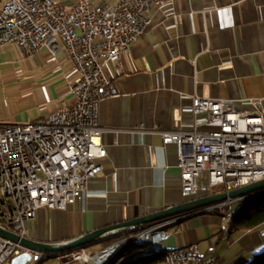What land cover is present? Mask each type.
Masks as SVG:
<instances>
[{
	"label": "crops",
	"instance_id": "0c3cea01",
	"mask_svg": "<svg viewBox=\"0 0 264 264\" xmlns=\"http://www.w3.org/2000/svg\"><path fill=\"white\" fill-rule=\"evenodd\" d=\"M148 17L119 69L104 68L111 84L100 108L108 152L102 173L67 210H42L28 225L29 238L59 243L192 201L181 194L180 147L164 146V133L220 126L184 111L193 97L233 100L239 110L252 108L251 99L264 104V0H168ZM72 74L64 46L56 57L43 49L23 59L16 46L1 45L0 126L34 122L70 105ZM223 215L186 213L148 226L174 231L158 247L162 254L197 243L216 264H247L264 249V224L229 234ZM90 247L103 249L84 250Z\"/></svg>",
	"mask_w": 264,
	"mask_h": 264
},
{
	"label": "built area",
	"instance_id": "2783aa9c",
	"mask_svg": "<svg viewBox=\"0 0 264 264\" xmlns=\"http://www.w3.org/2000/svg\"><path fill=\"white\" fill-rule=\"evenodd\" d=\"M168 0H121L118 6L93 0H3L0 6V46H16L23 59L46 49L56 57L64 46L73 62L69 83L72 102L47 117L30 123L0 126L1 227L29 237L28 225L44 209L67 210L79 202L87 185L103 171L107 157L103 143L106 129L100 108L111 84L104 73L107 64L118 69L122 55L130 50L150 24L152 6ZM252 108L239 110L233 100L193 97L185 112L204 116L219 127L164 133V146L180 147L181 194L195 200L238 189L264 179V104L251 99ZM232 201L210 206L224 208ZM230 212V211H229ZM228 212V213H229ZM228 213L224 227L228 232ZM165 224L129 234L94 254L84 250L61 254V264H104L123 240L137 236L162 238ZM30 264L46 254L36 253L0 236V264L23 253ZM147 252V250H144ZM205 258L197 243L175 254L172 264H216Z\"/></svg>",
	"mask_w": 264,
	"mask_h": 264
},
{
	"label": "water",
	"instance_id": "95a60500",
	"mask_svg": "<svg viewBox=\"0 0 264 264\" xmlns=\"http://www.w3.org/2000/svg\"><path fill=\"white\" fill-rule=\"evenodd\" d=\"M264 194V179L254 182L248 186H244L238 189L224 191L203 197L200 199H195L189 202H186L182 205L169 208L157 213L110 226L104 229H100L89 234L82 235L78 238L59 242V243H48L41 242L29 237H23L18 233H15L11 230H8L0 226V236L6 239H9L15 243L20 244L21 246L27 248L28 250L36 253L43 254H58L65 252L73 251L78 248L88 246L94 242L104 240L109 237H113L119 234L132 232L138 228L148 226L150 224L165 221L173 217L180 216L186 213H200L206 212V209L210 206L216 205L218 203L225 202L227 200H239L243 197H255ZM84 249V248H83ZM32 261L31 253H23L11 260L10 264H30Z\"/></svg>",
	"mask_w": 264,
	"mask_h": 264
},
{
	"label": "trees",
	"instance_id": "16d2710c",
	"mask_svg": "<svg viewBox=\"0 0 264 264\" xmlns=\"http://www.w3.org/2000/svg\"><path fill=\"white\" fill-rule=\"evenodd\" d=\"M263 224H264V194L236 203L232 206V221L230 223L228 233L229 234L244 233L247 231L254 230ZM141 229L140 228L136 229L135 231H132V233L140 231ZM129 233L131 232L119 234L114 237H109L107 239L94 242L90 245L100 244L103 248H105L115 243L116 241L120 240L123 236L128 235ZM82 248H85V246ZM142 252H144L143 247H129L122 253L120 260L124 262H128V264H164L165 254H153V255L142 256L139 258L138 256L140 254H143ZM61 254L62 253H58L54 255L46 254L43 259H41L38 262H35L34 264H43V262H45L49 258H57ZM247 264H264V250L255 254L247 262Z\"/></svg>",
	"mask_w": 264,
	"mask_h": 264
},
{
	"label": "bare ground",
	"instance_id": "6f19581e",
	"mask_svg": "<svg viewBox=\"0 0 264 264\" xmlns=\"http://www.w3.org/2000/svg\"><path fill=\"white\" fill-rule=\"evenodd\" d=\"M41 1H42V3L63 4V0H41ZM65 1H73V0H65ZM216 193H219V192H216ZM251 198H254V197H251ZM251 198L243 197L239 200H227L225 202L218 203L217 205L226 203L228 201H232V204L230 207L226 206L224 208H210V212H218V211L223 212L224 211L223 218L225 219V215L230 211L228 213V229H229L230 223L232 221V206L236 203H239V202L251 199ZM0 223H4V216H0ZM144 228H153V226H146V227H143L142 229H144ZM133 233H135V232H133ZM130 234H132V233H130ZM172 236H173L172 232H169L166 230L162 231V238H169ZM163 243H165V242H162L159 245V238L151 237V236H137L134 239L123 240L121 242V244L119 245V247L114 249L113 255H109V256L105 257V263L104 264H128V262H124V261L120 260V257L122 255V253L126 249H128L129 247H143L144 250H147V252H142L143 254H145V253L153 252L154 249H157ZM80 250H84V249L78 248L77 250H73L72 252H76V251H80ZM180 251H187V245L179 247V248H175L172 250H168L167 252H165L164 253L165 254L164 264H172V259H175V254L180 252ZM143 254H140L138 257L139 258L142 257Z\"/></svg>",
	"mask_w": 264,
	"mask_h": 264
},
{
	"label": "rangeland",
	"instance_id": "374dc122",
	"mask_svg": "<svg viewBox=\"0 0 264 264\" xmlns=\"http://www.w3.org/2000/svg\"><path fill=\"white\" fill-rule=\"evenodd\" d=\"M1 2L3 3V0H0V4ZM2 6V5H1ZM215 192H218L217 189H215ZM260 196V195H259ZM257 197V196H256ZM217 205V204H216ZM214 206V205H213ZM171 232H173L174 234V231L171 230ZM126 236V235H125ZM124 237V236H123ZM122 237V238H123ZM112 245V244H111ZM110 246V245H109ZM108 247V246H107ZM106 248V247H105ZM104 249V248H103ZM95 248H87V252L90 253V254H94L93 252ZM264 250V249H263ZM262 250H260L259 252H261ZM153 254H162V249L161 248H157V249H154L152 253H145L143 254V256H147V255H153ZM34 264V263H33ZM43 264H61V262L57 259V258H49L48 260H46L45 262H43ZM74 264V263H73Z\"/></svg>",
	"mask_w": 264,
	"mask_h": 264
}]
</instances>
